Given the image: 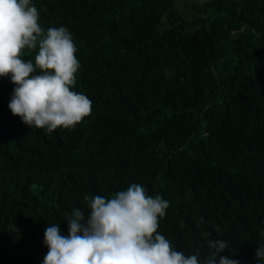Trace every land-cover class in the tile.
I'll use <instances>...</instances> for the list:
<instances>
[{"label": "trees", "instance_id": "obj_1", "mask_svg": "<svg viewBox=\"0 0 264 264\" xmlns=\"http://www.w3.org/2000/svg\"><path fill=\"white\" fill-rule=\"evenodd\" d=\"M32 4L45 30L71 32L81 64L73 90L92 113L72 130L29 128L8 108L13 83L0 78V264H42L46 227L66 236L72 209L89 211L84 195L131 183L170 202L158 230L177 251L203 258L209 240L224 239L219 256L257 264L264 0Z\"/></svg>", "mask_w": 264, "mask_h": 264}, {"label": "clouds", "instance_id": "obj_2", "mask_svg": "<svg viewBox=\"0 0 264 264\" xmlns=\"http://www.w3.org/2000/svg\"><path fill=\"white\" fill-rule=\"evenodd\" d=\"M39 21L32 0H0V78L14 85L8 108L29 128L72 130L92 113V101L73 90L81 67L78 48L67 27L45 30ZM33 51L34 59L24 58ZM83 201L89 211L72 209L66 236L58 223L45 228L42 264H240L219 256L229 249L224 239L209 240L210 254L203 258L177 251L158 230L170 202L149 195L142 184L111 197L84 195ZM255 258L264 264V246Z\"/></svg>", "mask_w": 264, "mask_h": 264}, {"label": "rangeland", "instance_id": "obj_3", "mask_svg": "<svg viewBox=\"0 0 264 264\" xmlns=\"http://www.w3.org/2000/svg\"><path fill=\"white\" fill-rule=\"evenodd\" d=\"M176 1H178V0H176ZM181 1L187 3L188 5H191L192 3H196L198 0H181ZM175 4L178 6L177 2H175Z\"/></svg>", "mask_w": 264, "mask_h": 264}]
</instances>
